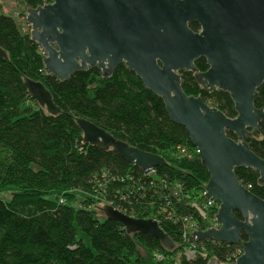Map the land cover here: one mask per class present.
Instances as JSON below:
<instances>
[{
    "label": "trees",
    "instance_id": "16d2710c",
    "mask_svg": "<svg viewBox=\"0 0 264 264\" xmlns=\"http://www.w3.org/2000/svg\"><path fill=\"white\" fill-rule=\"evenodd\" d=\"M22 2L27 8L44 4L42 0ZM189 27L199 30L196 22ZM0 48L7 54V59L0 54V191L17 188L10 200L0 198V264H127L132 257L138 261V247L152 254L155 250L170 254L156 239L141 233L128 235L119 222L107 220L101 207L109 204L130 217L155 220L182 249L175 264H208L212 259L220 264L239 257L240 245L196 242L191 237L189 243L197 248L179 246L187 217L200 223L199 231L211 229L194 207L209 176L185 129L170 120L163 101L146 90L133 72L121 64L111 77L102 78L97 68H91L60 82L44 73L43 52L29 33L3 13ZM195 66L199 72L208 69L203 58ZM180 74L188 96L202 98L228 118L236 117L227 93H207L191 72ZM27 79L44 84L59 114H47L28 96ZM257 92L254 105L261 108L264 84ZM77 118L140 151L162 157L165 164L145 174L114 152L89 146L76 125ZM245 140L264 159V115L258 134ZM176 150L190 151L192 156H175ZM234 173L264 201L256 170L238 168ZM76 193L89 197L81 200L82 206L74 204ZM234 215L241 219L237 212ZM77 230L89 245L77 239ZM241 239L245 241L246 236L242 234Z\"/></svg>",
    "mask_w": 264,
    "mask_h": 264
},
{
    "label": "water",
    "instance_id": "95a60500",
    "mask_svg": "<svg viewBox=\"0 0 264 264\" xmlns=\"http://www.w3.org/2000/svg\"><path fill=\"white\" fill-rule=\"evenodd\" d=\"M42 1L26 9L25 22L30 40L43 52L44 73L64 82L91 68L102 78L111 77L121 64L133 72L163 101L170 120L185 129L209 176L205 197L219 203V227L194 231L191 237L240 245L242 254L230 264H264V201L234 173L238 168L256 170L258 184L264 187V159L245 140L258 134L264 115V105H254L264 84V0ZM192 22L199 25L197 32L190 29ZM0 54L7 59L1 48ZM200 58L208 66L204 72L195 66ZM181 72H191L207 93H227L236 117L228 118L202 98L188 96ZM25 87L47 114L60 113L44 84L27 79ZM75 122L86 144L114 152L145 174L165 164L162 157L140 151L88 120ZM101 212L128 235L150 236L167 252L176 248L153 219L133 218L111 205H103ZM208 264L218 262L212 259Z\"/></svg>",
    "mask_w": 264,
    "mask_h": 264
},
{
    "label": "rangeland",
    "instance_id": "374dc122",
    "mask_svg": "<svg viewBox=\"0 0 264 264\" xmlns=\"http://www.w3.org/2000/svg\"><path fill=\"white\" fill-rule=\"evenodd\" d=\"M27 7L26 5L22 2V0H0V13H3L5 15H9L11 17H13L19 24L20 26V30L24 33H30V28L29 26L26 24L25 22V11H26ZM175 156L180 155V156H185V157H191L192 153L190 151H174ZM155 168H153L154 170ZM17 191V188L15 187H7L5 189H2L0 191V198L4 199V200H10L13 195L15 194V192ZM76 195V198H75ZM73 195L75 198L74 204L75 206H80L81 204V200H83L84 198H89L88 195H81V194H75ZM70 196V195H69ZM68 196V197H69ZM73 196L71 197L72 199ZM62 197V196H60ZM90 205H94V200L90 199ZM83 204H81L82 206ZM152 217V215H149ZM154 217V216H153ZM77 239L82 240L86 245H89V240L88 238L81 233L79 230H77ZM182 249H174L172 252H169L170 254H168L167 256L164 255L165 258H168L166 260H175L178 261V255L181 253ZM138 251V261L136 260L135 257H132L130 262L127 264H155L156 261H159V253H155L153 252L150 253L147 250H144L141 247L137 248Z\"/></svg>",
    "mask_w": 264,
    "mask_h": 264
},
{
    "label": "built area",
    "instance_id": "2783aa9c",
    "mask_svg": "<svg viewBox=\"0 0 264 264\" xmlns=\"http://www.w3.org/2000/svg\"><path fill=\"white\" fill-rule=\"evenodd\" d=\"M151 172H153V169L151 170ZM161 185H163L164 187L167 186L166 184H163L162 182H161ZM201 196H202V198L200 199V201L195 202L194 207L198 211V213L201 216V218L203 219V221H206L208 224L209 223L211 224V226H210L211 229H213V228L217 229L219 225H218V223L215 220V216H216V213H217V209H218V204L219 203L213 198L207 199L205 197V190L202 191ZM61 202H64V200L60 199V203ZM109 205H111V204H109ZM149 217H151V216H149ZM197 222L198 221L195 220L192 216H189V217H187L185 219V232L182 234V240L179 242V246L182 247L183 249H193V248L195 249V248H197V247H195V244H191L188 241V239L191 238L192 233L194 231H198V227L200 226V223L199 222L197 223ZM212 241H215V240H212ZM206 243H208V242H206ZM176 248H177V246H176ZM154 252L160 254L159 255V261H156L157 263H160V264H175L176 262H178V261H175V260H166L168 258H165L164 255L167 256V254L159 252L158 250H155ZM180 254L178 255V259L180 257ZM241 254H242V248H241V250L239 252V256ZM234 261H227V262L220 263V264H230V263H232Z\"/></svg>",
    "mask_w": 264,
    "mask_h": 264
},
{
    "label": "flooded vegetation",
    "instance_id": "af4514ba",
    "mask_svg": "<svg viewBox=\"0 0 264 264\" xmlns=\"http://www.w3.org/2000/svg\"><path fill=\"white\" fill-rule=\"evenodd\" d=\"M197 32V31H196ZM241 236H242V234H241Z\"/></svg>",
    "mask_w": 264,
    "mask_h": 264
},
{
    "label": "clouds",
    "instance_id": "9594fccd",
    "mask_svg": "<svg viewBox=\"0 0 264 264\" xmlns=\"http://www.w3.org/2000/svg\"><path fill=\"white\" fill-rule=\"evenodd\" d=\"M42 51V50H41Z\"/></svg>",
    "mask_w": 264,
    "mask_h": 264
}]
</instances>
